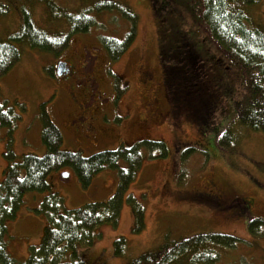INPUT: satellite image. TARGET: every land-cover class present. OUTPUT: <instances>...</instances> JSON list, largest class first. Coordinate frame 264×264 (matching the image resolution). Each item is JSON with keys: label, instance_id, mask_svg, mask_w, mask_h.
<instances>
[{"label": "rangeland", "instance_id": "374dc122", "mask_svg": "<svg viewBox=\"0 0 264 264\" xmlns=\"http://www.w3.org/2000/svg\"><path fill=\"white\" fill-rule=\"evenodd\" d=\"M6 1L10 9L0 13V40H9L19 29L21 6L28 8L37 26L48 33H55L57 28V32L70 30L65 20L50 19V9L40 0ZM54 1L77 13L98 0ZM117 1L127 4L137 14L136 36L118 60L111 61L108 57L106 70L99 72L100 90L106 98V116L95 120L96 128L88 139L78 137L69 123L67 108L73 102L66 86L54 75L52 65L63 58L78 67L84 44L97 45L105 37L122 40L130 23L118 12H104L99 16L93 13L98 18L97 24L87 33L72 35L59 54L32 48L25 41H12L21 50V58L0 76V89L1 98L14 109L18 118L11 131L5 125L0 126V180L5 166L3 152L8 148L18 158L29 153L39 157L46 154L41 138L43 109L62 132L61 150L78 151L84 157L140 140L162 141L168 149L165 157L149 159L148 149L143 150V163L130 184L118 225L108 223L98 228L96 232L100 235L92 245L81 247L79 255L96 264H132L142 254L165 242L214 232L234 235L241 240L236 247L221 250L215 264H264V224L260 234L249 230L250 218L264 221V132L239 123L238 114L246 91L240 69L208 38L186 5L171 2L176 0ZM171 3L175 8L171 9ZM168 6L206 58L219 59L226 68L220 72L222 83L214 107L216 111L201 129L193 122L176 124L171 114L159 53L163 36L159 20L166 16ZM176 9H180V13ZM245 13L264 30V0L245 8ZM143 70L149 73L143 75ZM228 129L234 140L232 148L225 150L218 144V137ZM188 147L192 148L187 153ZM48 179L53 191L64 199V207L74 209L110 199L117 189L119 173L117 169H102L87 187L81 185L71 167L51 172ZM212 184L213 191L225 196L222 204L196 198ZM41 194L44 193L27 192L16 217L7 222V248L19 262L27 259L30 246L40 244L47 226L45 216L35 210L41 204ZM129 196L145 210V227L140 232L134 231ZM119 237H125L128 242L122 255L114 251Z\"/></svg>", "mask_w": 264, "mask_h": 264}, {"label": "trees", "instance_id": "16d2710c", "mask_svg": "<svg viewBox=\"0 0 264 264\" xmlns=\"http://www.w3.org/2000/svg\"><path fill=\"white\" fill-rule=\"evenodd\" d=\"M261 1L171 2L186 5L188 8H185L203 26L208 38L215 45L218 44L221 52L240 69L246 91L238 114L239 123L251 130L264 132V30L245 13V8ZM40 2L50 9L51 20H65L70 30L57 32V28L56 32L53 31L55 33H48L37 26L29 9L21 6L19 29L9 40H0V76L5 75L21 58V50L12 41H25L32 48L59 54L69 44L72 35L90 31L97 24L95 15L104 12H118L130 23L124 39L102 38L101 44L111 61L118 60L136 36L138 16L131 7L120 1L98 0L88 9L77 13L64 9L54 0ZM7 3L6 0H0V13L9 11ZM174 3H171V9L175 8ZM168 9L169 6L166 16L159 20L163 29L159 53L171 114L176 124L193 122L201 129L216 111L214 107L218 103L219 84L222 83L220 72L226 68L219 59L206 58L179 25L177 14ZM176 11L180 13V9ZM91 12L95 15H91ZM116 86L118 93L122 92L118 78ZM17 118L18 114L1 98L0 89V126L5 125L11 131ZM40 119L41 138L46 148L44 156L29 153L18 158L10 148L3 152L5 166L0 180V264H96L80 256L79 249L94 243L100 235L96 231L101 226L108 223L118 225L130 184L143 163V150L148 149V158L155 159L167 155V146L162 141L140 140L133 145H121L115 150H102L84 157L78 151L61 150L62 132L44 109ZM233 140L231 129H228L218 137V144L229 150ZM191 148L185 151L188 153ZM122 162L125 166L121 165ZM64 167H71L76 172L83 187L89 186L100 170L117 169V189L107 201L66 209L64 199L57 191H53V184L48 179L51 172ZM27 192L45 194H41V204L35 210L45 216L47 226L40 244L30 246L27 259L19 262L7 248V222L16 217ZM127 200L132 202L134 231L140 232L145 227V210L133 197L129 196ZM262 224L264 221L261 218H250V232L262 233ZM240 241L238 237L225 233H199L165 242L159 248L142 254L132 264H215L220 259L221 250L234 248ZM127 243L125 237L117 238L114 243L115 254L122 255Z\"/></svg>", "mask_w": 264, "mask_h": 264}, {"label": "flooded vegetation", "instance_id": "af4514ba", "mask_svg": "<svg viewBox=\"0 0 264 264\" xmlns=\"http://www.w3.org/2000/svg\"><path fill=\"white\" fill-rule=\"evenodd\" d=\"M82 49L84 50L80 53L81 63L78 67L63 58L56 60L52 67L54 75L66 86L67 95L73 102V105L67 108L69 123L75 129L78 137L83 136L88 139V135L96 128L95 120L101 119L103 115L106 116L104 106L106 98L100 90L98 75L99 72L102 73L106 70L109 60L101 43L97 45L84 44ZM60 61L64 63V66L61 73H58ZM147 73L149 72L143 70V75H147ZM147 77L149 79L150 74ZM212 187L213 184L206 191H201L196 198L220 204L225 202V196L219 191H213Z\"/></svg>", "mask_w": 264, "mask_h": 264}, {"label": "water", "instance_id": "95a60500", "mask_svg": "<svg viewBox=\"0 0 264 264\" xmlns=\"http://www.w3.org/2000/svg\"><path fill=\"white\" fill-rule=\"evenodd\" d=\"M58 66H59V68H58L59 73H61V69H63L64 63H59Z\"/></svg>", "mask_w": 264, "mask_h": 264}]
</instances>
